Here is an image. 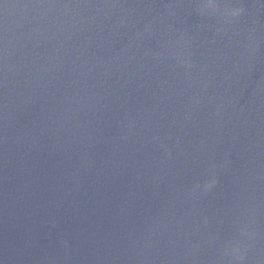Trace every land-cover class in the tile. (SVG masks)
I'll use <instances>...</instances> for the list:
<instances>
[{"label": "water", "instance_id": "95a60500", "mask_svg": "<svg viewBox=\"0 0 264 264\" xmlns=\"http://www.w3.org/2000/svg\"><path fill=\"white\" fill-rule=\"evenodd\" d=\"M0 264H264V0H0Z\"/></svg>", "mask_w": 264, "mask_h": 264}, {"label": "clouds", "instance_id": "9594fccd", "mask_svg": "<svg viewBox=\"0 0 264 264\" xmlns=\"http://www.w3.org/2000/svg\"><path fill=\"white\" fill-rule=\"evenodd\" d=\"M239 14V12L238 11H236V12H233V15H238Z\"/></svg>", "mask_w": 264, "mask_h": 264}]
</instances>
